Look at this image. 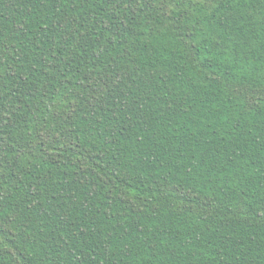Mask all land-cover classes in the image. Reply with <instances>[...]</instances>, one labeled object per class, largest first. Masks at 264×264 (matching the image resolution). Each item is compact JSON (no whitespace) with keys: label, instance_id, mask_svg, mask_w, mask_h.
I'll return each mask as SVG.
<instances>
[{"label":"trees","instance_id":"trees-1","mask_svg":"<svg viewBox=\"0 0 264 264\" xmlns=\"http://www.w3.org/2000/svg\"><path fill=\"white\" fill-rule=\"evenodd\" d=\"M0 264H264V0H0Z\"/></svg>","mask_w":264,"mask_h":264}]
</instances>
